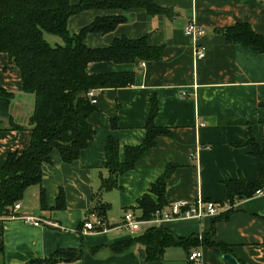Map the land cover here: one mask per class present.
Listing matches in <instances>:
<instances>
[{"label": "crops", "instance_id": "1", "mask_svg": "<svg viewBox=\"0 0 264 264\" xmlns=\"http://www.w3.org/2000/svg\"><path fill=\"white\" fill-rule=\"evenodd\" d=\"M79 1L69 0V3ZM153 1L170 8L174 14L151 15L135 8L86 9L66 19L67 31L72 34L96 17L123 16L125 21L109 32H87L83 39L85 46L101 47L117 37L145 36L149 45L161 46L162 51L156 61L88 62L89 74L134 71V80L125 87L94 89L96 101L87 118L93 137L87 146L79 150L76 160L67 163L61 161L58 152L51 151L50 162L42 165L40 185L24 190L16 213L38 217L40 225L26 224L16 218L0 221L3 264H22L45 257L55 249L77 248L80 244L83 247L80 259L54 264H226L217 246L202 244V237L208 233L215 242L227 247L226 253L238 264V260L241 264H264V191L237 200L224 214L230 204L225 200L221 183L223 178L238 176L246 183L253 182L260 171L264 184V161L250 153L248 143L251 139L264 158L261 104L264 103V53L257 54L250 46L228 44L217 31L247 23L264 39V0ZM189 21L204 32L195 41L205 49L204 56L197 61L192 58L193 40L182 32ZM60 40L52 41L58 44ZM0 88L12 93L8 110L13 121L26 126L33 95L21 90L19 71L3 52L0 53ZM15 94L18 99L12 108ZM152 95L158 105L154 124L166 128L170 135L157 137L155 144L136 160L134 168L117 177L115 187L99 192V200L108 205L106 229L84 232L81 221L89 216L93 195L108 174L102 164L105 137H114L121 161L123 146L137 145L145 138L144 123ZM112 119L115 128H111ZM0 125L7 126L5 118H0ZM29 134L26 128H4L0 132V164L8 152H19L28 145ZM167 165L174 168L164 178V204L211 200L222 216L161 223L176 237L195 235L196 239L184 246H167L161 257L152 261L144 258L140 244L123 253L104 248L103 245L136 236L150 226L141 223L134 230L115 228L125 212H130L133 218L139 215L137 200L149 193V186L161 177ZM59 191L63 194L62 208L56 207ZM150 196L155 201V195L150 193ZM89 249H95L94 253ZM195 249L201 250V257L189 261L187 256Z\"/></svg>", "mask_w": 264, "mask_h": 264}, {"label": "trees", "instance_id": "2", "mask_svg": "<svg viewBox=\"0 0 264 264\" xmlns=\"http://www.w3.org/2000/svg\"><path fill=\"white\" fill-rule=\"evenodd\" d=\"M114 8L122 11L129 8L142 9L147 14H163L168 17L174 14L170 8L156 5L153 0H80L76 4H70L69 0H0V53H6L13 66L17 67L21 90L33 95L32 112L26 120L27 125L23 126L13 121L8 110L12 93L0 88V118L7 121L6 127L0 125V132L4 128H26L30 133L28 145L19 152H8L0 164V216L11 213L12 204L20 202L26 188L40 185L42 165L50 162L51 151L58 152L61 161L67 163L76 160L79 150L87 146L93 137V129L87 118L94 104L89 102L86 92L89 89L125 87L134 80V71L89 74L86 72L88 62L110 61L116 64L159 59L161 46L149 45L145 36L137 39L117 37L107 46H85L83 39L87 32H109L118 23L125 21L123 16L96 17L77 33H68L65 21L72 14L86 9ZM217 31L222 33L228 44L246 45L257 54L264 53V39L247 23H236ZM44 32L59 37L61 43L49 44L43 38ZM261 104L264 106V103ZM149 105L144 123L145 138L137 145L123 146L121 161L118 160V147L114 137H105L102 164L108 174L101 180L87 211V215L95 214L105 227L108 205L99 200V192L115 187L117 177L134 168L136 160L155 144L157 137L170 135L166 128L154 124L153 117L158 109L155 95L151 96ZM115 127V120L112 119L111 128ZM248 143L251 145L250 153L264 161L258 146L251 139ZM172 168L173 165L165 166L161 177L149 186V193L137 200L136 206L140 213L134 219H149L155 209L164 206V178ZM221 183L225 188V200L230 204L224 214L232 209L237 200L247 199L264 191L260 171L258 179L253 182L246 183L242 176H238L235 179L223 178ZM150 193L155 195V201ZM57 194L56 207L62 208L63 194L60 191ZM39 195L42 200V187ZM210 235L208 233L202 237V244L217 246L222 254L226 253L227 247L215 242ZM195 239V235L176 237L159 224L145 228L136 236L103 247L114 253H123L133 245L140 244L145 251L144 258L152 261L160 258L167 246H184L193 243ZM95 249L88 251L94 253ZM82 254L83 247L80 244L77 248L55 249L45 257L30 259L22 264L72 261L80 259ZM0 264L3 262L0 261Z\"/></svg>", "mask_w": 264, "mask_h": 264}, {"label": "built area", "instance_id": "3", "mask_svg": "<svg viewBox=\"0 0 264 264\" xmlns=\"http://www.w3.org/2000/svg\"><path fill=\"white\" fill-rule=\"evenodd\" d=\"M182 32L187 36H190L193 40V60H200L204 56L205 49L204 46H200L195 41L201 34H203V28L196 25L193 21H189L182 28ZM87 97L91 104H95V93L94 89H89L87 92ZM19 208V202H14L11 206V213L8 216H0V221L8 219V218H16L23 221L26 224H30L33 226L40 225V219L38 217H33L30 215H18L17 209ZM230 208V207H229ZM222 212L220 208L213 203L211 200L200 201L198 199L193 200V202H187L185 200H179L176 202L164 204L163 207L155 209L151 217L145 220H138L132 217L130 212H125L122 216L121 223L117 225L116 229L126 228L128 230H134L141 223L146 225H158L165 221L169 220H179V219H201L203 217H215L219 216ZM82 229L87 233H94L103 231L106 229L104 223L99 221L95 214L89 215L82 220ZM201 257V250L195 249L191 251L187 259L189 261L198 260Z\"/></svg>", "mask_w": 264, "mask_h": 264}, {"label": "rangeland", "instance_id": "4", "mask_svg": "<svg viewBox=\"0 0 264 264\" xmlns=\"http://www.w3.org/2000/svg\"><path fill=\"white\" fill-rule=\"evenodd\" d=\"M43 38H45L51 45H53L54 43H53V39H56V40H60V38L59 37H56V36H54V35H52V34H49V33H46V32H44V34H43ZM61 41V40H60ZM59 41V42H60ZM17 94H15L14 96V99L12 100V108H13V105L17 102V100L16 99H18L17 98V96H16Z\"/></svg>", "mask_w": 264, "mask_h": 264}, {"label": "water", "instance_id": "5", "mask_svg": "<svg viewBox=\"0 0 264 264\" xmlns=\"http://www.w3.org/2000/svg\"><path fill=\"white\" fill-rule=\"evenodd\" d=\"M221 258L226 264H238L237 260L234 259L229 253H223Z\"/></svg>", "mask_w": 264, "mask_h": 264}]
</instances>
